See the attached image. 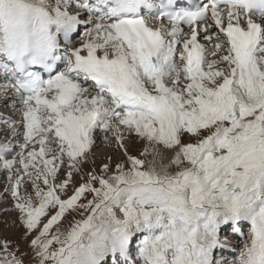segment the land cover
<instances>
[{
	"label": "snow or ice",
	"instance_id": "snow-or-ice-1",
	"mask_svg": "<svg viewBox=\"0 0 264 264\" xmlns=\"http://www.w3.org/2000/svg\"><path fill=\"white\" fill-rule=\"evenodd\" d=\"M0 98L22 106V132L4 120L20 150L7 159L17 145L0 143L15 209L34 230L58 207L31 241L39 264H264V0H0ZM97 133L175 156H129L61 199ZM73 208L91 215L51 235Z\"/></svg>",
	"mask_w": 264,
	"mask_h": 264
},
{
	"label": "rangeland",
	"instance_id": "rangeland-1",
	"mask_svg": "<svg viewBox=\"0 0 264 264\" xmlns=\"http://www.w3.org/2000/svg\"><path fill=\"white\" fill-rule=\"evenodd\" d=\"M78 43L79 41L77 44ZM3 110L4 109H1L0 113L3 112ZM99 135L103 139L102 135ZM11 136H13L11 132L8 133L7 130L0 129V143L11 141ZM182 139L184 142H195L194 139H191L187 134ZM13 142L17 147L8 155L9 157H7V159H12L16 155V152L20 150L18 145L21 142L16 139H14ZM124 142L128 149L127 152L120 148L115 140L110 143L103 140L101 145L99 144L94 150H91L87 160L77 165V168L80 169L79 171L71 169L73 176L69 182V186L64 191L58 192L61 199H68L74 194L76 188L90 181L91 175H96L98 177L104 176L105 178L114 175L116 173L117 163L125 164V170H127L130 167L128 163L129 156H135L145 160V167L151 166L154 159L155 162H157L152 152L153 146L147 140L139 138L135 134H126ZM146 149L147 154H145ZM65 159L67 160V158ZM105 164H108L110 168V171L107 173L104 171ZM69 170L68 164L65 163L58 173L57 183L68 179L67 173ZM178 170V166H175L174 168L172 167L171 172L175 173ZM8 176L9 173L7 170L0 169V245H3L6 241L9 246V251L23 260L24 264H39L41 258L36 254L37 250L32 246L31 241L39 235L40 231H42L43 224L47 223L51 215H54L58 211V207L49 209L48 215L41 218L40 226L37 229L28 230L26 224L23 222V214L15 209L16 200L9 191L13 184L9 181ZM94 186L100 187L98 182H95ZM42 187L45 186L42 185ZM25 189H27L28 194L33 196L34 202H37L35 190L31 186V181H27V183L21 186L20 192L22 195L25 193ZM93 196L94 194L92 193H85L84 196L81 197V200L78 201V204L86 205L93 199ZM88 215H91L90 210H85L84 208L67 210L58 224L54 225L51 229V235L59 233L62 237L66 236L77 223L85 220ZM59 247V244H54L52 250H57ZM0 255H3L2 249H0ZM47 264H53V262L49 261Z\"/></svg>",
	"mask_w": 264,
	"mask_h": 264
},
{
	"label": "bare ground",
	"instance_id": "bare-ground-1",
	"mask_svg": "<svg viewBox=\"0 0 264 264\" xmlns=\"http://www.w3.org/2000/svg\"><path fill=\"white\" fill-rule=\"evenodd\" d=\"M14 95L15 94L11 91L8 94L9 97L14 96ZM0 106H1L0 111L1 109H4L3 112L0 113V121H1L0 129L7 130L8 133H10L11 132L10 129L12 125L4 123L5 119H10V120H14L17 122V131L22 132L23 129L19 127V122L22 121V106L19 104V102L13 101V99L11 98H0ZM11 137H12L11 141H13L16 138L14 136H11ZM101 139H102L101 136L99 135V133H97L96 144L94 145L92 150H94L97 146H99V144L101 145V142L103 141V139L102 140ZM16 140L20 141L21 143L23 142L22 136L18 137ZM156 148L158 151L161 152V155L163 157V159L161 160V157L157 156L156 164L159 165L162 162L165 165H170L171 160L174 159L175 150L165 149L163 148V146H160V145H157ZM7 157L9 156L7 155L6 158ZM173 166L175 165H171L169 167V171H171Z\"/></svg>",
	"mask_w": 264,
	"mask_h": 264
}]
</instances>
